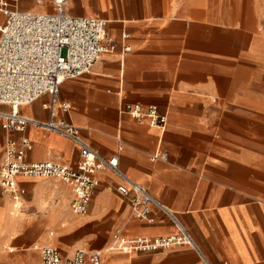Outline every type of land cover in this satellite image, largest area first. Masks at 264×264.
I'll return each instance as SVG.
<instances>
[{
	"label": "crops",
	"instance_id": "crops-1",
	"mask_svg": "<svg viewBox=\"0 0 264 264\" xmlns=\"http://www.w3.org/2000/svg\"><path fill=\"white\" fill-rule=\"evenodd\" d=\"M64 1L68 15L105 21L117 48L89 73L60 85L59 100L70 108L57 118L75 126L102 157L118 155L120 171L177 214L208 264H264V0ZM18 10L54 12L51 0H18ZM123 46L130 51L122 53ZM47 101L42 96L19 112L45 121ZM126 104L156 106L165 129L121 114ZM1 107L7 106L0 113L10 111ZM21 136L32 145L28 163L76 168L78 149L68 139L32 127L9 135ZM6 137L0 129V164ZM155 153L167 161H151ZM96 177L83 216L70 211L68 186L18 177L21 204L0 195V264H40L34 247L42 246L63 258L77 249L104 252L117 229L125 239L175 234L157 211L151 224L133 217L116 193L119 178ZM101 260L204 264L188 248Z\"/></svg>",
	"mask_w": 264,
	"mask_h": 264
},
{
	"label": "built area",
	"instance_id": "built-area-1",
	"mask_svg": "<svg viewBox=\"0 0 264 264\" xmlns=\"http://www.w3.org/2000/svg\"><path fill=\"white\" fill-rule=\"evenodd\" d=\"M51 2L52 14H33L18 10V0H0V13L4 17L0 25V105L10 108L9 112L0 113V129L7 136L0 164V195L16 202L19 199L18 177L52 179L71 189L70 211L76 216H83L99 184L97 173L110 172L119 178L116 193L127 200L133 217L151 224V214L157 211L173 225L175 234L125 239L117 229L104 252L77 249L69 258H63L52 246L34 247L39 252L40 264H102L103 254L156 253L173 248L191 249L204 264H208L177 214L120 171L118 155L102 157L81 140L75 126L57 118L58 111L67 113L70 108L59 100L60 85L89 73L101 55L116 50L117 43L108 35L105 21L68 15L64 0ZM129 51L128 46H123L122 53ZM42 96H48V101L42 105L48 111L47 120L40 121L20 114L21 106L29 105ZM158 109L153 105L126 104L120 113L163 131L167 119ZM30 127L71 141L78 149L76 168L51 161L28 163L26 155L32 148L29 139L21 136L15 140L9 135L22 134ZM150 160L166 162L167 155L155 153Z\"/></svg>",
	"mask_w": 264,
	"mask_h": 264
},
{
	"label": "rangeland",
	"instance_id": "rangeland-1",
	"mask_svg": "<svg viewBox=\"0 0 264 264\" xmlns=\"http://www.w3.org/2000/svg\"><path fill=\"white\" fill-rule=\"evenodd\" d=\"M3 23V17L0 15V24H2ZM1 109H4V110H7L8 108L7 107H1ZM1 199H2V197L0 196V201H1ZM11 201V200H10ZM19 203H20V197H19V199L17 200ZM16 201V202H17ZM12 202V201H11ZM15 203V202H14ZM21 204V203H20ZM20 204L18 205V207H20ZM11 207H12V205H10ZM18 207H17V209L15 210V214L16 215H20L21 214V212H23V210H25V208H24V205L23 206H21V209H18ZM13 208H12V210H8L9 211V215H10V211H12V214H13ZM7 248H9V247H7Z\"/></svg>",
	"mask_w": 264,
	"mask_h": 264
},
{
	"label": "bare ground",
	"instance_id": "bare-ground-1",
	"mask_svg": "<svg viewBox=\"0 0 264 264\" xmlns=\"http://www.w3.org/2000/svg\"><path fill=\"white\" fill-rule=\"evenodd\" d=\"M17 202H18V201H17ZM15 203H16V202H15ZM13 209H14V208H13ZM10 215H13V214H12V211H10Z\"/></svg>",
	"mask_w": 264,
	"mask_h": 264
}]
</instances>
